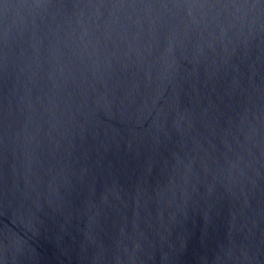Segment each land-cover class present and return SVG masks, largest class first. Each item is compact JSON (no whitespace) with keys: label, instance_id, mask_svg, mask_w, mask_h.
<instances>
[{"label":"water","instance_id":"obj_1","mask_svg":"<svg viewBox=\"0 0 264 264\" xmlns=\"http://www.w3.org/2000/svg\"><path fill=\"white\" fill-rule=\"evenodd\" d=\"M0 264H264V0H0Z\"/></svg>","mask_w":264,"mask_h":264}]
</instances>
